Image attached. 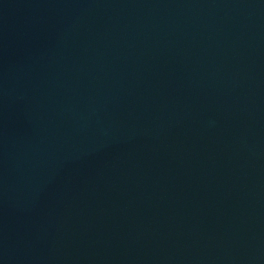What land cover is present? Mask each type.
<instances>
[{"label": "water", "instance_id": "1", "mask_svg": "<svg viewBox=\"0 0 264 264\" xmlns=\"http://www.w3.org/2000/svg\"><path fill=\"white\" fill-rule=\"evenodd\" d=\"M0 264H264V0H0Z\"/></svg>", "mask_w": 264, "mask_h": 264}]
</instances>
